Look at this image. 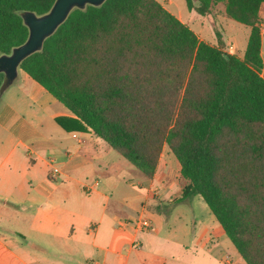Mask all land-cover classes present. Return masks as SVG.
Wrapping results in <instances>:
<instances>
[{
	"label": "trees",
	"instance_id": "obj_1",
	"mask_svg": "<svg viewBox=\"0 0 264 264\" xmlns=\"http://www.w3.org/2000/svg\"><path fill=\"white\" fill-rule=\"evenodd\" d=\"M56 0H0V54L29 37L23 16ZM250 27L243 58L200 40L158 0L74 9L19 68L65 105L66 131H93L152 178L164 146L246 264H264V0H186ZM218 37H220L217 32ZM13 81L0 73V91Z\"/></svg>",
	"mask_w": 264,
	"mask_h": 264
},
{
	"label": "crops",
	"instance_id": "obj_2",
	"mask_svg": "<svg viewBox=\"0 0 264 264\" xmlns=\"http://www.w3.org/2000/svg\"><path fill=\"white\" fill-rule=\"evenodd\" d=\"M65 117L74 115L21 68L1 93L0 210L14 209L16 227L0 233V264H225L226 250L244 264L219 223L172 193L169 163L180 164L167 146L148 178L93 131L64 130ZM139 218L152 228L137 230Z\"/></svg>",
	"mask_w": 264,
	"mask_h": 264
},
{
	"label": "rangeland",
	"instance_id": "obj_3",
	"mask_svg": "<svg viewBox=\"0 0 264 264\" xmlns=\"http://www.w3.org/2000/svg\"><path fill=\"white\" fill-rule=\"evenodd\" d=\"M169 12H171L173 15H175L177 18H179L182 22L187 24L190 28L193 29V31L198 35L199 38H204L208 43L218 45L219 39L222 41H225L229 36H234V41L236 43L235 51L233 52L235 55L239 56L240 58H243L246 47H247V39L248 34L250 31V28L246 25H243L239 22H236L230 18H228L224 11V5L222 3L216 4L210 15H201L195 10H189L186 4V0H158ZM219 33L220 37H218ZM227 49V46L224 47V50ZM1 56V55H0ZM0 91V96H1ZM116 157H120L119 159H122V161H125L126 163H129L127 160H125L123 157L119 156L116 152ZM171 170L169 173L170 179L172 181L174 180V184L171 187L172 193H175L176 190H179V188H183L187 184V180L181 176V173L175 163H169ZM136 169V168H134ZM163 172V170H161ZM159 173L160 177L162 176V173ZM132 192L136 194H140L142 191L139 190L138 186L135 188H132ZM190 201L193 204V207L195 209V214L202 220H204L206 223L210 224L211 221H215L217 225L218 222L216 221L215 217L209 210L207 204L203 200V198L199 195L190 197ZM142 199H140V202ZM173 202L175 203V198L173 199ZM14 214V209H12L10 206L3 208L0 210V233L5 234L6 231H9L10 229H13L16 227V224L12 220V215ZM220 227V226H219ZM210 236V235H209ZM214 241V237H211ZM211 241V243H213ZM230 242V240H228ZM228 242V243H229ZM232 244V242H230ZM233 245V244H232ZM38 254L40 258L43 255L41 251H38ZM49 257V256H48ZM221 260L225 264H236L231 254L226 250V252L223 253ZM52 261H54L52 259ZM244 264L245 261L242 260ZM69 264H73L72 262H68ZM193 264H201L200 260L195 259L193 261Z\"/></svg>",
	"mask_w": 264,
	"mask_h": 264
},
{
	"label": "water",
	"instance_id": "obj_4",
	"mask_svg": "<svg viewBox=\"0 0 264 264\" xmlns=\"http://www.w3.org/2000/svg\"><path fill=\"white\" fill-rule=\"evenodd\" d=\"M106 0H56L50 11L42 16L27 13L23 16L29 28L28 40L16 47L10 55L0 56V73L11 81L16 80L21 62L40 51L46 38L51 36L74 9L101 6Z\"/></svg>",
	"mask_w": 264,
	"mask_h": 264
},
{
	"label": "built area",
	"instance_id": "obj_5",
	"mask_svg": "<svg viewBox=\"0 0 264 264\" xmlns=\"http://www.w3.org/2000/svg\"><path fill=\"white\" fill-rule=\"evenodd\" d=\"M261 30H264V26L261 24ZM228 53H233L235 51V45L230 43L227 45V49H225ZM91 188V187H90ZM135 228L141 232L149 231L152 228V223L149 219L146 218H139L132 222Z\"/></svg>",
	"mask_w": 264,
	"mask_h": 264
}]
</instances>
